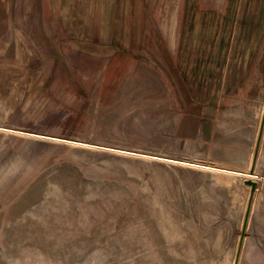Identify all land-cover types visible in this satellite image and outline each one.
<instances>
[{
    "label": "rangeland",
    "instance_id": "obj_1",
    "mask_svg": "<svg viewBox=\"0 0 264 264\" xmlns=\"http://www.w3.org/2000/svg\"><path fill=\"white\" fill-rule=\"evenodd\" d=\"M256 1L74 3L92 49L32 33L26 4L0 96V264H264V40L232 49L235 19L209 17Z\"/></svg>",
    "mask_w": 264,
    "mask_h": 264
},
{
    "label": "crops",
    "instance_id": "obj_2",
    "mask_svg": "<svg viewBox=\"0 0 264 264\" xmlns=\"http://www.w3.org/2000/svg\"><path fill=\"white\" fill-rule=\"evenodd\" d=\"M119 1H137L144 0H0V96L3 97V81H8L9 73V51L13 43H16L17 57L19 56V42H23L20 38V34L26 32L25 27L21 26L20 23L24 22V15L21 12L25 9L26 4H33V18H43V24L33 21L32 33H43V34H64L68 39H73V34H82L79 40H76L81 44V48L92 49L95 44H100L95 42L93 39H89L87 34L89 31L86 26L83 25V18L88 19L89 13L86 15L82 13V5H80V10L76 16L73 14V9L76 8L74 3H98L100 2V9L106 8L107 17L114 18L117 9L115 10V4ZM182 3V8L189 7L190 2H192V10H187V17L200 16V5L197 4L201 0H179ZM232 1V0H229ZM255 1V0H254ZM212 2V0H210ZM256 2L260 3V0ZM264 2V1H263ZM103 3V4H101ZM106 3H111L107 5ZM257 3V4H258ZM264 5V4H263ZM213 5H210L212 7ZM214 10H209V17L214 18L217 21L219 17H228L235 19L231 23L230 31L227 29L225 34H231V37L225 38L226 42L231 43L232 49H257L264 40V10H249V9H229L222 11L216 10V5ZM16 7V25L13 24V11ZM87 7V6H86ZM118 7V6H117ZM227 7V5L225 6ZM40 9V14L37 15V9ZM98 8V6H95ZM42 11V13H41ZM183 13V14H184ZM136 9L133 17H136ZM76 18V26H73V19ZM232 19V20H233ZM82 23V24H81ZM113 23V22H112ZM215 23V22H214ZM226 23V22H225ZM213 27V26H212ZM113 24H111L110 32L112 33ZM214 30L217 34V25L214 24ZM213 31V30H212ZM104 33V30L100 27V34ZM13 35L17 37L14 38ZM218 40V39H216ZM93 41V42H92ZM73 43V41H72ZM234 44V45H233ZM119 45V44H117ZM90 47V48H89ZM137 44L134 42L133 47L128 49L122 48L120 45L117 47L120 50H127L129 54L134 53ZM78 49L80 47H77ZM82 49V50H83ZM126 53V52H125Z\"/></svg>",
    "mask_w": 264,
    "mask_h": 264
},
{
    "label": "bare ground",
    "instance_id": "obj_3",
    "mask_svg": "<svg viewBox=\"0 0 264 264\" xmlns=\"http://www.w3.org/2000/svg\"><path fill=\"white\" fill-rule=\"evenodd\" d=\"M248 175V174H247Z\"/></svg>",
    "mask_w": 264,
    "mask_h": 264
}]
</instances>
